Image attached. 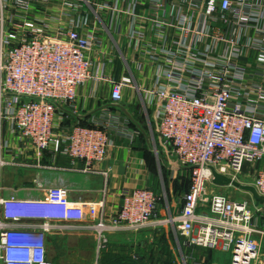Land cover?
Wrapping results in <instances>:
<instances>
[{
  "label": "built area",
  "instance_id": "built-area-1",
  "mask_svg": "<svg viewBox=\"0 0 264 264\" xmlns=\"http://www.w3.org/2000/svg\"><path fill=\"white\" fill-rule=\"evenodd\" d=\"M49 1L0 0V93L9 95L14 130L38 157L51 146L88 168L105 157L111 135L131 139L135 132L108 109L88 125L64 123L56 102L73 103L76 88L95 77L110 83L115 105L132 79L106 76L102 60L92 72V54L103 40L90 24L89 0H62L68 10L58 16H30L35 5ZM148 10V25L133 19L124 39L136 66L153 68V83L142 94L154 106L162 144L188 169L179 212L160 218L161 197L148 187L123 190L117 212L93 224H72L84 220L85 204L69 200L60 187L42 198L0 197V264H53L47 239L57 231L93 230L101 250L110 231L166 223L175 233L180 264H205L196 248L230 250L229 264H258L264 203L209 192L207 184H213L209 166L244 183L238 176L264 161V0H150ZM110 30L120 34L119 22ZM252 172L250 184L264 195V169ZM215 198L221 199L218 209Z\"/></svg>",
  "mask_w": 264,
  "mask_h": 264
},
{
  "label": "crops",
  "instance_id": "crops-1",
  "mask_svg": "<svg viewBox=\"0 0 264 264\" xmlns=\"http://www.w3.org/2000/svg\"><path fill=\"white\" fill-rule=\"evenodd\" d=\"M49 2L47 7L35 5L30 16H58L62 10H68L62 0ZM105 4L108 6L100 10ZM149 4L150 0H89L90 7H86L91 16L90 24L98 28L97 34L103 40V48L92 54V72L100 70L98 62L102 60L106 76L116 81L123 76L132 79V85L122 87L120 103H111L110 83L95 77L76 88L73 103L56 102L67 124H90L93 117L108 109L128 121L134 137L111 135L113 144L105 157L88 168L81 160L72 162L71 158L54 152L51 146L38 157L33 145L14 130L6 105L9 95L0 93L1 198H42L50 187H60L69 200L85 204L84 220L72 224H93L101 216L108 221L117 212L123 190L148 187L157 194L164 193L166 213L179 212L181 196L189 185L188 169L177 162L169 146L162 144L153 118L154 106L148 104L142 94V89L153 83V68L145 63L138 68L136 56L124 39L133 19L148 25L144 19L149 15ZM168 9L172 11L171 7ZM12 12L10 10L7 17ZM115 22H119L120 34L110 30ZM181 178L183 187L178 186ZM159 210L161 213L162 208ZM168 231L165 226L136 232L110 231L106 247L98 250L93 230H62L48 235L47 255L53 264H160L163 232L166 235ZM171 236L175 238L174 234ZM256 239L260 244L258 264H264V235L257 234ZM174 240L177 247L176 238ZM201 250L195 249L198 259L211 263L212 260L201 255Z\"/></svg>",
  "mask_w": 264,
  "mask_h": 264
},
{
  "label": "rangeland",
  "instance_id": "rangeland-1",
  "mask_svg": "<svg viewBox=\"0 0 264 264\" xmlns=\"http://www.w3.org/2000/svg\"><path fill=\"white\" fill-rule=\"evenodd\" d=\"M155 137V135H154ZM260 166H264V163H256V164H252V165H249L248 166V175H245L244 173L241 175H239V179H241L244 183H249L252 181L253 179V169H258ZM183 184H184V179L181 178L180 180V184H178V186H182L183 187ZM207 188L209 190V192H212L213 189L211 188H215L214 189V192H223L225 194H230V196L234 197V198H246L248 200H251L249 194L235 188V187H232V186H225V187H216L214 186L213 184H207ZM159 193H161V190L159 191ZM163 194H158L161 199H160V203H161V213L159 215L160 218L162 219H166L169 215H171L172 217H175L177 214H172V213H166L165 211V201L162 199L164 198L163 197ZM252 201V200H251ZM159 203V204H160ZM220 203H221V199L220 198H215L214 200V204H215V208H219L220 207ZM253 203H256V202H253ZM258 204V203H256ZM260 205V204H259ZM160 208V209H161ZM216 209V210H217ZM201 211V209H199ZM198 210V211H199ZM174 228H175V225L176 223H172ZM198 223H196V227H198ZM165 227H168L169 231L167 232V234L165 235V232H163V246H162V262L160 264H178L179 262L181 263V260H180V254L179 252L177 251L178 250V247H175V238L173 239V236H171L172 234L175 235L174 231H173V228L171 227V223H166L164 225ZM163 226V227H164ZM162 227V226H161ZM164 229V228H162ZM172 233H171V232ZM202 252H204V254L201 252V255L207 259L212 260L211 263H207V264H229L230 263V260H231V251L228 250V251H213V250H201ZM179 261V262H178ZM179 263V264H180ZM253 264V263H252Z\"/></svg>",
  "mask_w": 264,
  "mask_h": 264
},
{
  "label": "water",
  "instance_id": "water-1",
  "mask_svg": "<svg viewBox=\"0 0 264 264\" xmlns=\"http://www.w3.org/2000/svg\"><path fill=\"white\" fill-rule=\"evenodd\" d=\"M211 173H212V179L211 182L218 186H232L235 187L247 194H249L250 198L255 201L258 204L264 203V195H260L256 188L249 183H242L236 179H233L231 177H228L224 174L219 173L216 171V169L213 166H209Z\"/></svg>",
  "mask_w": 264,
  "mask_h": 264
},
{
  "label": "trees",
  "instance_id": "trees-1",
  "mask_svg": "<svg viewBox=\"0 0 264 264\" xmlns=\"http://www.w3.org/2000/svg\"><path fill=\"white\" fill-rule=\"evenodd\" d=\"M64 123H65V122H64ZM83 125H88V124H83ZM188 186H189V185H188ZM187 189H188V187H187ZM187 189H186V190H187ZM186 190H185V191H186Z\"/></svg>",
  "mask_w": 264,
  "mask_h": 264
}]
</instances>
